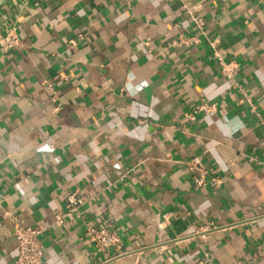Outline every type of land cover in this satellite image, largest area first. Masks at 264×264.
<instances>
[{"label":"crops","instance_id":"crops-1","mask_svg":"<svg viewBox=\"0 0 264 264\" xmlns=\"http://www.w3.org/2000/svg\"><path fill=\"white\" fill-rule=\"evenodd\" d=\"M188 7L205 21L196 42ZM10 26L0 264L13 220L45 227L43 264H264V0H0ZM71 194L83 203L57 225ZM105 224L119 256L88 240Z\"/></svg>","mask_w":264,"mask_h":264},{"label":"built area","instance_id":"built-area-1","mask_svg":"<svg viewBox=\"0 0 264 264\" xmlns=\"http://www.w3.org/2000/svg\"><path fill=\"white\" fill-rule=\"evenodd\" d=\"M186 14L190 17L194 26V34L190 38L192 42H196L197 35L204 32L205 21L199 14L198 9L188 7L185 9ZM21 44L19 36L13 26L7 27L3 34L0 33V49L3 52L17 48ZM222 66L224 75L231 77L237 65L234 62L224 63L219 62ZM247 101L248 98H245ZM211 106L205 102H200L196 105V111L207 112ZM261 163L264 165V155ZM188 171L193 174V181L197 186L205 185V169L200 162L193 158L186 162ZM212 182L217 185L221 181L218 178H213ZM83 203L81 198H77L74 194L69 195L68 203L64 209L59 210L55 215V223L62 224L64 218L70 216L77 211L78 206ZM45 230V227L39 223L34 225H23L20 221L13 220L12 222V235L16 241V255L13 264H43L42 256L43 250L40 241V235ZM87 237L90 243L98 251H107L112 248L115 251L121 249V240L115 230L111 229L109 224L102 226H88ZM121 255L119 251L115 256ZM198 264H215L208 257H203L198 261Z\"/></svg>","mask_w":264,"mask_h":264}]
</instances>
